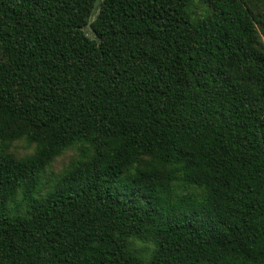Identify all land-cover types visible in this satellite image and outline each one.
<instances>
[{
	"label": "trees",
	"instance_id": "16d2710c",
	"mask_svg": "<svg viewBox=\"0 0 264 264\" xmlns=\"http://www.w3.org/2000/svg\"><path fill=\"white\" fill-rule=\"evenodd\" d=\"M0 264H264V0H0Z\"/></svg>",
	"mask_w": 264,
	"mask_h": 264
},
{
	"label": "rangeland",
	"instance_id": "374dc122",
	"mask_svg": "<svg viewBox=\"0 0 264 264\" xmlns=\"http://www.w3.org/2000/svg\"><path fill=\"white\" fill-rule=\"evenodd\" d=\"M193 15L195 18L204 17L208 10L205 5L195 1L192 6ZM97 12V10H96ZM88 35H90L89 30H85ZM9 152L13 153L17 157H23L32 152V147H28L25 141L19 140L10 145ZM73 155V151H67L62 156L58 157L46 171V176L57 174L62 168L66 166L69 159Z\"/></svg>",
	"mask_w": 264,
	"mask_h": 264
}]
</instances>
